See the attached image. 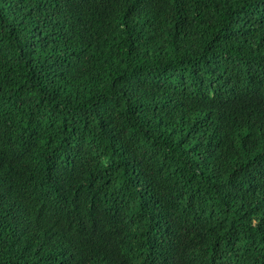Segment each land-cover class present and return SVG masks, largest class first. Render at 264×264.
Segmentation results:
<instances>
[{
    "label": "trees",
    "instance_id": "trees-1",
    "mask_svg": "<svg viewBox=\"0 0 264 264\" xmlns=\"http://www.w3.org/2000/svg\"><path fill=\"white\" fill-rule=\"evenodd\" d=\"M0 264H264V0H0Z\"/></svg>",
    "mask_w": 264,
    "mask_h": 264
}]
</instances>
